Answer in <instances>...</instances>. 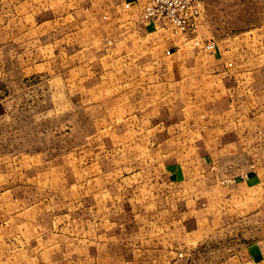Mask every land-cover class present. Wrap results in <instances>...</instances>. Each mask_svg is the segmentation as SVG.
I'll return each instance as SVG.
<instances>
[{
  "label": "rangeland",
  "instance_id": "rangeland-1",
  "mask_svg": "<svg viewBox=\"0 0 264 264\" xmlns=\"http://www.w3.org/2000/svg\"><path fill=\"white\" fill-rule=\"evenodd\" d=\"M80 1L0 0V264H264L262 210L172 185L192 151L153 79L179 40L96 32ZM203 4L206 40H263L264 0Z\"/></svg>",
  "mask_w": 264,
  "mask_h": 264
},
{
  "label": "crops",
  "instance_id": "crops-1",
  "mask_svg": "<svg viewBox=\"0 0 264 264\" xmlns=\"http://www.w3.org/2000/svg\"><path fill=\"white\" fill-rule=\"evenodd\" d=\"M83 1L80 7L88 5L86 15L96 32L168 35L156 23L142 21L143 0ZM206 17L203 10L198 30L202 42L210 41L203 38ZM258 39L256 33H240L206 52L181 40L173 51L175 40L169 38L170 63L162 78L153 79L155 87L168 88L169 133L184 137L171 144L192 151L175 165L169 163L172 185L183 187L186 198L214 200L220 209H243L248 201L250 214L257 208L264 213V38ZM222 166L229 169L222 171ZM227 173L232 180L225 178ZM212 179H220L225 191H212ZM262 244L264 238L251 246Z\"/></svg>",
  "mask_w": 264,
  "mask_h": 264
},
{
  "label": "built area",
  "instance_id": "built-area-1",
  "mask_svg": "<svg viewBox=\"0 0 264 264\" xmlns=\"http://www.w3.org/2000/svg\"><path fill=\"white\" fill-rule=\"evenodd\" d=\"M203 5V0H143L141 19L168 30L183 44L200 46L206 52H213L216 49L215 42H202L198 36ZM179 47L175 43L173 51H177ZM171 53L166 51L167 55Z\"/></svg>",
  "mask_w": 264,
  "mask_h": 264
}]
</instances>
